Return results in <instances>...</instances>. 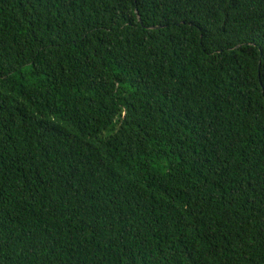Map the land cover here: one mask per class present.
<instances>
[{"label":"trees","instance_id":"16d2710c","mask_svg":"<svg viewBox=\"0 0 264 264\" xmlns=\"http://www.w3.org/2000/svg\"><path fill=\"white\" fill-rule=\"evenodd\" d=\"M0 264H264V0H0Z\"/></svg>","mask_w":264,"mask_h":264}]
</instances>
